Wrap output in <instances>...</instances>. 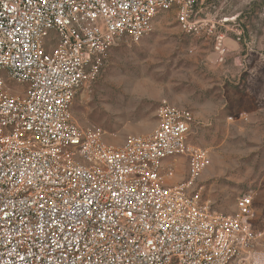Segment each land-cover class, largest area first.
<instances>
[{"label": "built area", "instance_id": "1", "mask_svg": "<svg viewBox=\"0 0 264 264\" xmlns=\"http://www.w3.org/2000/svg\"><path fill=\"white\" fill-rule=\"evenodd\" d=\"M197 4L0 0V264H264L253 196L230 214L203 197L211 157L189 142L190 109L162 101L154 130L119 146L72 116L118 39L169 11L191 33Z\"/></svg>", "mask_w": 264, "mask_h": 264}, {"label": "rangeland", "instance_id": "2", "mask_svg": "<svg viewBox=\"0 0 264 264\" xmlns=\"http://www.w3.org/2000/svg\"><path fill=\"white\" fill-rule=\"evenodd\" d=\"M195 19L196 30L185 33L174 12H164L139 41L118 39L96 80L77 92L72 116L119 146L127 134L154 130L162 101L190 109L189 142L211 157L200 177L203 197L230 214L236 197L250 193L264 232V0H198Z\"/></svg>", "mask_w": 264, "mask_h": 264}, {"label": "snow or ice", "instance_id": "3", "mask_svg": "<svg viewBox=\"0 0 264 264\" xmlns=\"http://www.w3.org/2000/svg\"><path fill=\"white\" fill-rule=\"evenodd\" d=\"M41 3H47V0H41ZM40 207H43V205L41 204ZM129 216H131V213H128Z\"/></svg>", "mask_w": 264, "mask_h": 264}, {"label": "crops", "instance_id": "4", "mask_svg": "<svg viewBox=\"0 0 264 264\" xmlns=\"http://www.w3.org/2000/svg\"><path fill=\"white\" fill-rule=\"evenodd\" d=\"M140 135H142V134H140Z\"/></svg>", "mask_w": 264, "mask_h": 264}]
</instances>
